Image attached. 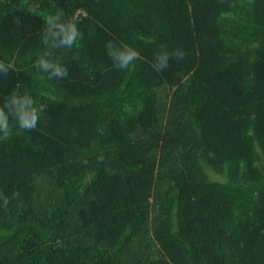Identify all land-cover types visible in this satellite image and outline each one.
<instances>
[{"label": "trees", "instance_id": "obj_1", "mask_svg": "<svg viewBox=\"0 0 264 264\" xmlns=\"http://www.w3.org/2000/svg\"><path fill=\"white\" fill-rule=\"evenodd\" d=\"M0 264H264V0H0Z\"/></svg>", "mask_w": 264, "mask_h": 264}, {"label": "clouds", "instance_id": "obj_2", "mask_svg": "<svg viewBox=\"0 0 264 264\" xmlns=\"http://www.w3.org/2000/svg\"><path fill=\"white\" fill-rule=\"evenodd\" d=\"M130 59H131V56H126V57H124V58H123V60H124V65H126L127 62H128ZM163 59H164V58H162V61H163ZM124 65H122V66H124Z\"/></svg>", "mask_w": 264, "mask_h": 264}, {"label": "rangeland", "instance_id": "obj_3", "mask_svg": "<svg viewBox=\"0 0 264 264\" xmlns=\"http://www.w3.org/2000/svg\"><path fill=\"white\" fill-rule=\"evenodd\" d=\"M77 16H78V13L72 19L76 18Z\"/></svg>", "mask_w": 264, "mask_h": 264}]
</instances>
